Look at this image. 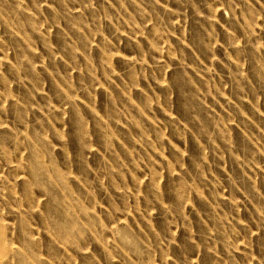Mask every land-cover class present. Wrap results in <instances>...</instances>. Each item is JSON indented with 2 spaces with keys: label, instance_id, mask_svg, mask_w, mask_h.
Listing matches in <instances>:
<instances>
[{
  "label": "rangeland",
  "instance_id": "1",
  "mask_svg": "<svg viewBox=\"0 0 264 264\" xmlns=\"http://www.w3.org/2000/svg\"><path fill=\"white\" fill-rule=\"evenodd\" d=\"M0 264H264V0H0Z\"/></svg>",
  "mask_w": 264,
  "mask_h": 264
}]
</instances>
